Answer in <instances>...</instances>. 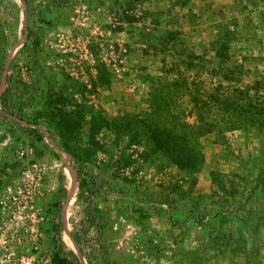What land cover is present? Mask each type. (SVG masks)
I'll use <instances>...</instances> for the list:
<instances>
[{
	"label": "rangeland",
	"instance_id": "374dc122",
	"mask_svg": "<svg viewBox=\"0 0 264 264\" xmlns=\"http://www.w3.org/2000/svg\"><path fill=\"white\" fill-rule=\"evenodd\" d=\"M32 161L80 264H264V0H0V196Z\"/></svg>",
	"mask_w": 264,
	"mask_h": 264
},
{
	"label": "built area",
	"instance_id": "2783aa9c",
	"mask_svg": "<svg viewBox=\"0 0 264 264\" xmlns=\"http://www.w3.org/2000/svg\"><path fill=\"white\" fill-rule=\"evenodd\" d=\"M116 65L114 61L113 66ZM26 156L22 147L16 150L19 160ZM44 170L43 165L27 162L0 196V264H53V250L49 232L44 228L45 214L41 204L46 194Z\"/></svg>",
	"mask_w": 264,
	"mask_h": 264
},
{
	"label": "trees",
	"instance_id": "16d2710c",
	"mask_svg": "<svg viewBox=\"0 0 264 264\" xmlns=\"http://www.w3.org/2000/svg\"><path fill=\"white\" fill-rule=\"evenodd\" d=\"M71 128L72 127L69 126V129H71ZM30 130H32V129H30ZM161 135L163 136V134H161ZM161 135L158 134V135H155L156 137H154V144H155L156 149H161L166 154H169V157L171 158L172 163L181 169H185L188 167H190V168L196 167V165H197L196 164L197 163L196 157L193 155V153L190 150L187 153V156H183L174 147L166 146V144L163 143L164 140L162 141L159 139L161 137ZM164 137L167 138L168 136L165 135ZM61 146L65 150H67L71 154V156L75 158L76 161L81 160V158L78 155H76V153L72 152V150H70V148H68L65 143ZM65 202H66V200L63 199L62 203L65 204ZM87 206H88V204H87ZM68 207L66 209L67 212H68ZM48 232H49L48 239L51 243V247L53 250V257H52L53 264H80L78 258L72 254V251L69 250V248L62 241L61 222L60 221H50L48 223ZM88 261L90 263L89 259H88Z\"/></svg>",
	"mask_w": 264,
	"mask_h": 264
},
{
	"label": "water",
	"instance_id": "95a60500",
	"mask_svg": "<svg viewBox=\"0 0 264 264\" xmlns=\"http://www.w3.org/2000/svg\"><path fill=\"white\" fill-rule=\"evenodd\" d=\"M20 122H21V121H20ZM54 147H56V146H54ZM60 153L63 155V157H65L66 159H68V161H69V159L71 158L70 155H69L68 153H65V152H63V151H61V150H60ZM73 188H74V185H73L72 187H70V189L66 190V191H65V194L68 193V192H69L71 189H73ZM65 194H64V195H65ZM62 197H63V194H62ZM62 197H61V199H60V201H59V205L61 204ZM68 236L70 237L71 241L73 242L72 236L69 234V232H68ZM76 247H77V246H76ZM75 249H77V248H75Z\"/></svg>",
	"mask_w": 264,
	"mask_h": 264
},
{
	"label": "bare ground",
	"instance_id": "6f19581e",
	"mask_svg": "<svg viewBox=\"0 0 264 264\" xmlns=\"http://www.w3.org/2000/svg\"><path fill=\"white\" fill-rule=\"evenodd\" d=\"M75 197H76V196H71V197H70V199H69L68 202L66 203V204H67V205H66L67 207L69 206V204H70L71 202H73V201L75 200ZM67 207H66V209H67ZM66 209H64V212H65ZM63 217H64V216H63ZM68 217H69V216H68ZM68 217H66V220H68ZM69 231H70V229H68V228H67V230L65 229V233H66V235H64V237H63L65 243H67V240L70 239V237L68 236V232H69ZM67 244H68V243H67Z\"/></svg>",
	"mask_w": 264,
	"mask_h": 264
},
{
	"label": "crops",
	"instance_id": "0c3cea01",
	"mask_svg": "<svg viewBox=\"0 0 264 264\" xmlns=\"http://www.w3.org/2000/svg\"><path fill=\"white\" fill-rule=\"evenodd\" d=\"M66 194H68L69 197L73 196V195H71L69 192L66 193ZM63 196H64V194H63ZM74 196H75V195H74ZM63 198H64V197H63ZM67 202H68V201H67ZM67 202H66V203H67Z\"/></svg>",
	"mask_w": 264,
	"mask_h": 264
}]
</instances>
